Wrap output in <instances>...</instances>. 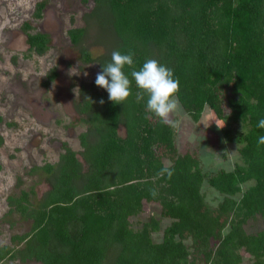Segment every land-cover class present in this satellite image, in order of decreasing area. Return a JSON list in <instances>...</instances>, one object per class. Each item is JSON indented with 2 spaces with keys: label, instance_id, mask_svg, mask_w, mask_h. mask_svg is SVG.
<instances>
[{
  "label": "trees",
  "instance_id": "16d2710c",
  "mask_svg": "<svg viewBox=\"0 0 264 264\" xmlns=\"http://www.w3.org/2000/svg\"><path fill=\"white\" fill-rule=\"evenodd\" d=\"M91 1L86 23L110 34L112 43L93 58L80 46L87 29H70L81 61L96 62L99 73L113 51L133 53L136 70L157 60L179 79L177 98L197 133L213 138L206 141L205 158L200 145L180 150L176 127L154 115L145 118L151 115L148 95L136 101L139 89L127 65L131 94L123 104L110 101L96 77L82 83L75 104L87 125L79 136L82 151L65 146L56 164L40 168L50 187L37 204L32 191L7 197L8 216L31 223L28 232L11 236V247L0 246V263L243 264L246 253L251 264H264V145L257 144L264 136L257 127L264 119V0ZM46 3H37L36 18ZM23 27L29 49L44 54L48 35L29 32L26 22ZM56 75L52 69L44 85ZM207 114L221 125L216 133L201 127ZM223 140L237 154L230 168L211 163ZM169 164L171 180L153 182ZM150 188L158 189L156 198ZM144 203L157 205L160 218L149 217L134 229L130 220ZM250 220L262 227L246 232ZM159 232L161 241H154L152 234Z\"/></svg>",
  "mask_w": 264,
  "mask_h": 264
},
{
  "label": "rangeland",
  "instance_id": "374dc122",
  "mask_svg": "<svg viewBox=\"0 0 264 264\" xmlns=\"http://www.w3.org/2000/svg\"><path fill=\"white\" fill-rule=\"evenodd\" d=\"M41 1L44 0H0V246L11 247V236L30 230V220L22 219L18 214L8 216L7 197L32 191V204H37L50 187L40 168L46 163L56 164L65 146L76 152L82 151L79 136L87 125L75 104L79 100L81 84L93 81L98 65L81 61L79 47L72 45L68 31L87 29L80 46L93 58L107 53L108 45L112 43L110 34L102 33L93 22L90 26L86 23V15L93 7L91 0L86 5L81 0H45L41 17L36 18L35 7ZM25 22L31 26L29 32L48 35L49 48L44 54L38 55L29 49L23 27ZM52 69L57 75L45 86ZM171 118L178 122V148L191 151L200 145V156L205 158L201 154H206V141L213 135L198 134L197 125L182 109ZM202 124L201 127L212 128L210 132L214 133L221 127L210 114ZM118 132L124 137L122 126ZM220 142L221 152L211 163L230 168L237 159L234 146L224 140ZM77 157L82 160L79 153ZM206 196L209 201L214 197L210 190ZM149 217L159 219L160 208L144 203L142 213L130 221L136 229ZM166 223L167 220H163L161 228ZM260 227L259 220H250L244 226L248 233L256 232ZM161 238V232L152 234L154 241H161ZM243 258V264H251L248 254L243 253ZM0 264L23 263L5 259Z\"/></svg>",
  "mask_w": 264,
  "mask_h": 264
},
{
  "label": "clouds",
  "instance_id": "9594fccd",
  "mask_svg": "<svg viewBox=\"0 0 264 264\" xmlns=\"http://www.w3.org/2000/svg\"><path fill=\"white\" fill-rule=\"evenodd\" d=\"M126 65L132 69L131 77L134 78L139 89L136 93V101L139 103L144 99L145 93L148 95L146 112L151 115H146L145 118L151 119L152 115H154L162 124L175 128L178 122L171 117L181 109L177 98L180 81L178 78H174L172 69L160 65L157 60L148 59L143 63L140 70H136L133 65V53L121 54L120 51H113L111 62L102 65V71L96 75L95 84L108 92L110 101L116 104H123L131 94V81L123 71ZM99 103L103 105L104 100L101 99ZM257 127L264 129V119L258 121ZM257 144L258 146L264 145V136L258 137ZM173 174L174 170L169 164L160 169L156 176L153 177V182L165 176L168 180H171ZM149 192L153 198L159 195V191L156 188H150Z\"/></svg>",
  "mask_w": 264,
  "mask_h": 264
}]
</instances>
